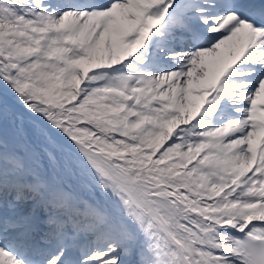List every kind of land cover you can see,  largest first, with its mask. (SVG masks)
<instances>
[{
    "label": "snow or ice",
    "instance_id": "1",
    "mask_svg": "<svg viewBox=\"0 0 264 264\" xmlns=\"http://www.w3.org/2000/svg\"><path fill=\"white\" fill-rule=\"evenodd\" d=\"M0 264H264V0H0Z\"/></svg>",
    "mask_w": 264,
    "mask_h": 264
}]
</instances>
